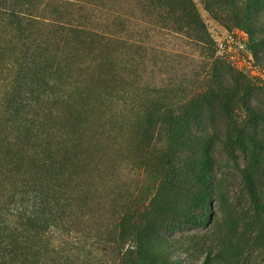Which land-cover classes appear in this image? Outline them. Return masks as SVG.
<instances>
[{
	"label": "rangeland",
	"instance_id": "374dc122",
	"mask_svg": "<svg viewBox=\"0 0 264 264\" xmlns=\"http://www.w3.org/2000/svg\"><path fill=\"white\" fill-rule=\"evenodd\" d=\"M30 1L47 25L0 28V196L54 197L46 263L264 264V0H189L205 44L159 0Z\"/></svg>",
	"mask_w": 264,
	"mask_h": 264
},
{
	"label": "trees",
	"instance_id": "16d2710c",
	"mask_svg": "<svg viewBox=\"0 0 264 264\" xmlns=\"http://www.w3.org/2000/svg\"><path fill=\"white\" fill-rule=\"evenodd\" d=\"M158 3L164 8L163 13H166L165 17H161L167 23H173L164 28L175 33L183 32L195 41L206 43L203 35L205 28L195 11L189 7V0H159ZM31 6L30 0H0V28L4 32L9 31L8 34L15 32L29 39V29L47 25L40 21ZM175 12H181V16L174 18ZM218 96L219 99L225 98L222 94ZM246 108L250 116H255L251 106ZM188 111L189 107L179 108L180 114L186 115ZM25 116L28 115L17 117V124L27 130L35 121ZM54 200L49 191L25 180L20 183L18 194H10L7 199L0 196V264H47L46 260L59 262L63 247L54 244L50 235L51 228H57L61 222ZM159 264L171 263L162 259Z\"/></svg>",
	"mask_w": 264,
	"mask_h": 264
}]
</instances>
